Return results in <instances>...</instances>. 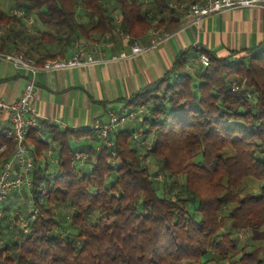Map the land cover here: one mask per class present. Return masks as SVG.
Masks as SVG:
<instances>
[{
  "label": "trees",
  "instance_id": "trees-1",
  "mask_svg": "<svg viewBox=\"0 0 264 264\" xmlns=\"http://www.w3.org/2000/svg\"><path fill=\"white\" fill-rule=\"evenodd\" d=\"M194 1L14 0L20 16L0 8V52L28 55L39 45L45 51L31 58L41 65L55 58L51 45L90 35L116 32L132 43L150 29L177 30L169 4ZM31 19L54 33H29ZM188 52L123 101L149 110L139 144L129 127L109 136L111 147L93 129L38 121L49 142L29 130L31 187L0 202V264H264V191H240L246 178L264 181V43L226 57L200 49L208 65L192 72ZM13 152L0 126V170ZM79 152L86 157L75 160ZM246 230L251 250L238 245Z\"/></svg>",
  "mask_w": 264,
  "mask_h": 264
},
{
  "label": "crops",
  "instance_id": "crops-1",
  "mask_svg": "<svg viewBox=\"0 0 264 264\" xmlns=\"http://www.w3.org/2000/svg\"><path fill=\"white\" fill-rule=\"evenodd\" d=\"M26 26L29 32L30 23ZM34 28V34L39 32L38 26ZM150 39L148 32L130 43L124 36L112 32L104 36L90 35L88 40H80L73 47L57 44L48 47L50 54L55 55L53 59H69L77 49H83L99 62L84 67L37 72L34 83L36 98L31 102L36 115L37 134L39 132L38 135L49 142L38 121H47L60 129L81 131L93 129L96 122H106L108 113L123 114L133 110L126 108L123 101L149 89L186 50L189 51L188 62L193 59L187 66V70L192 72L198 63L200 49L226 57L230 51L247 50L264 43V10L236 8L208 15L197 22L179 18L178 29L170 32L163 43L149 47ZM133 43L144 51L132 55ZM28 49L29 57H37L38 52L45 51L39 45ZM25 80L23 71H16L0 60V100L9 103L16 100ZM128 125L131 123L125 127ZM0 126L8 132L7 115L0 116Z\"/></svg>",
  "mask_w": 264,
  "mask_h": 264
},
{
  "label": "built area",
  "instance_id": "built-area-1",
  "mask_svg": "<svg viewBox=\"0 0 264 264\" xmlns=\"http://www.w3.org/2000/svg\"><path fill=\"white\" fill-rule=\"evenodd\" d=\"M170 8L178 11L179 18H186L189 22H197L211 14L221 13L236 8H258L264 10V0H195L192 3H170ZM11 14L20 16L19 10H11ZM114 23H120V16H114ZM31 24V20H28ZM5 29L0 27V37L4 35ZM149 47H155L163 43L170 35V32H159L152 30ZM128 41V36H124ZM136 43L131 45V54L137 55L143 52ZM0 60L10 64L16 71H23L26 75L25 84L19 97L6 102L0 100V116L7 115L9 121V130L7 137L14 142V152L11 158L4 162L0 170V202H3L9 193L20 189H29L31 187L30 174L33 168L32 156L26 146V135L31 129H37L36 115L31 108V102L36 98V89L34 86L35 75L39 71L63 70L77 67H84L99 62L92 55L86 54L83 49L77 51L69 59L47 60L41 65L24 53L9 54L0 52ZM198 62L202 66L208 65V58L205 54L198 55ZM147 108H138L123 114L115 112L108 113L106 122H96L93 130L97 137L106 147H111L109 136L122 130L127 123L135 127V120L148 115ZM138 118V119H137ZM39 134V132H38ZM132 138L139 144L141 132L132 130ZM86 154L79 152L75 154V160L84 159ZM44 193V190L42 191ZM36 215L37 213L34 212ZM23 230L27 231L26 224Z\"/></svg>",
  "mask_w": 264,
  "mask_h": 264
},
{
  "label": "rangeland",
  "instance_id": "rangeland-1",
  "mask_svg": "<svg viewBox=\"0 0 264 264\" xmlns=\"http://www.w3.org/2000/svg\"><path fill=\"white\" fill-rule=\"evenodd\" d=\"M181 3V2H179ZM0 8L3 9L4 11L9 12L11 9H16L15 5H14V0H0ZM166 14L163 15V17H165ZM154 18V15L152 16ZM32 20V19H31ZM82 22L90 24L93 21L91 19H89L86 15H84V17H81L80 19ZM29 33H33L32 31L35 30V28L33 27V23L30 24L29 26ZM39 32H48V33H54V30L46 25H39L38 26ZM152 31V29H150L149 33ZM160 32V31H159ZM5 33V32H4ZM38 33V32H37ZM162 33V32H161ZM36 35V34H34ZM125 36V35H124ZM28 56V55H27ZM193 61V59H189V62L191 63ZM3 64V63H2ZM138 119V118H137ZM139 120H135V127H132L131 125H128L127 127H129L131 130H136L138 132L141 131V127L139 126ZM158 180L160 182L163 181L161 176H158ZM23 189L18 190L17 194H18V198L21 199L23 196ZM240 191L241 193H251L253 195H257L260 192L264 191V181L262 182H258V181H253L251 178H246L244 180V182L242 183V185L240 186ZM21 197V198H20ZM9 199V198H8ZM20 215V211L18 209H16L15 214ZM238 245L239 247H245L246 250H251L254 247V243L251 240V232L249 230L246 231H241L238 234Z\"/></svg>",
  "mask_w": 264,
  "mask_h": 264
}]
</instances>
